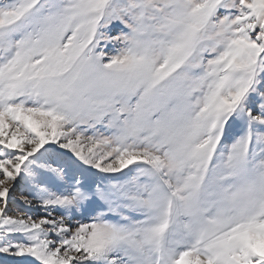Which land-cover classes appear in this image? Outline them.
<instances>
[{"label": "snow or ice", "instance_id": "1", "mask_svg": "<svg viewBox=\"0 0 264 264\" xmlns=\"http://www.w3.org/2000/svg\"><path fill=\"white\" fill-rule=\"evenodd\" d=\"M0 264H264V0H0Z\"/></svg>", "mask_w": 264, "mask_h": 264}]
</instances>
